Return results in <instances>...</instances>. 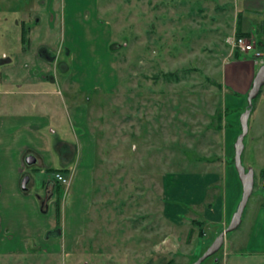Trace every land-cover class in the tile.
I'll return each mask as SVG.
<instances>
[{
    "label": "rangeland",
    "instance_id": "1",
    "mask_svg": "<svg viewBox=\"0 0 264 264\" xmlns=\"http://www.w3.org/2000/svg\"><path fill=\"white\" fill-rule=\"evenodd\" d=\"M243 1L61 0L66 30L70 18L76 33L78 23L84 31L70 38L89 41L86 55L78 44L71 58L81 62L102 46L108 54L96 68L88 101L95 143L92 206L71 252L48 255L30 247L26 254L0 257V264H191L204 252L215 237L206 227L200 236L192 226L198 216L179 184L183 175L208 165L219 147L215 114L243 89V64H226L246 56L225 43L236 34ZM74 3L80 9L73 10ZM32 5L0 0V25L9 29L12 49L19 46L21 21L30 24ZM256 21L262 32L264 22ZM255 52L247 53L255 60L264 56L263 49ZM87 71L72 68L70 78L82 81ZM105 75L115 77L110 89ZM248 128L241 158L255 170L252 201L263 198L264 86ZM222 253L200 264H221Z\"/></svg>",
    "mask_w": 264,
    "mask_h": 264
},
{
    "label": "crops",
    "instance_id": "2",
    "mask_svg": "<svg viewBox=\"0 0 264 264\" xmlns=\"http://www.w3.org/2000/svg\"><path fill=\"white\" fill-rule=\"evenodd\" d=\"M32 1L30 24H20V30L27 31L26 40L20 37L18 48H11L10 31L0 25V257L23 255L30 247L48 255L71 252L84 233L93 200L95 143L88 128V101L95 79L91 87L87 73L105 58L97 49L96 55L81 62L73 60L78 44L81 54H87L88 40L70 38L83 34L82 25L78 23L81 29L76 33L68 18L71 30H66L61 0ZM78 9L77 4L73 10ZM242 12L241 31L249 33L257 52L264 50V29L260 32L253 24L264 22V0H244ZM242 53L245 59L226 64H243L246 77L243 89L225 98L224 108L231 112L223 115L222 127L217 129L218 150L206 159L204 170L183 175L179 184L185 201L213 238L227 226L241 197L234 141L245 94L257 66L264 63V56L255 60L252 54ZM72 68L89 71L79 81L70 78ZM28 157L34 160L27 163ZM56 173L68 179V185L58 181ZM26 175L29 180L22 189L21 178ZM249 200L236 235H225L221 264H264V193L263 198Z\"/></svg>",
    "mask_w": 264,
    "mask_h": 264
},
{
    "label": "water",
    "instance_id": "3",
    "mask_svg": "<svg viewBox=\"0 0 264 264\" xmlns=\"http://www.w3.org/2000/svg\"><path fill=\"white\" fill-rule=\"evenodd\" d=\"M263 86H264V63L259 65V67L257 68L253 76L251 86L249 90L247 91V94H246L247 106L240 114V117H239L240 132L234 141L233 162H234L236 171L238 173L240 182L242 184V193H241L240 200L227 226L215 236L211 244L191 264H200L206 258L216 254L222 248L224 244L225 235L237 229L242 221V214H243L244 208L250 196L252 195V192L254 189L255 172L253 168H246L242 164L241 156L244 150V138L248 133L249 117L252 111L253 100L258 96ZM30 160H34V159L32 157L26 158L27 163H31ZM28 180H29L28 175L22 178L21 180L22 189H26V184Z\"/></svg>",
    "mask_w": 264,
    "mask_h": 264
},
{
    "label": "trees",
    "instance_id": "4",
    "mask_svg": "<svg viewBox=\"0 0 264 264\" xmlns=\"http://www.w3.org/2000/svg\"><path fill=\"white\" fill-rule=\"evenodd\" d=\"M26 34H27V31L25 29H23V27H22V32H21V41L22 42H25ZM236 35H238V36H241V35L248 36L249 35L248 32H242L241 29H240V15H239L238 22H237ZM98 51H99L98 54H99V56H101V58H106L108 56L107 52H105V46L99 47ZM237 52H238V50L235 51L236 56H238ZM95 74H96V68H91V70L87 73V78L92 83L91 87L93 86V82H94V79H95ZM114 82H115V77L114 76H106L105 75L104 84H105V86L108 89H110L113 86ZM211 82H213L218 88H221V83L216 82L215 80H211ZM260 93H261V91H260ZM246 106H247V104H245V107ZM245 107H244V109H245ZM252 108H253V105H252ZM229 112H231V109H228V108H224L222 111L219 110V111L216 112L215 116H216V120L218 122V125L216 127L217 129H221V127H222V123H221L222 117H223L224 114L229 113ZM263 174H264V170H261V173H260L261 177L263 176ZM56 208H57V212H58V215H59V200H57V202H56ZM191 223H192V226L198 227V229H199L198 234L200 236H202L203 233H204L203 225H204L205 222L201 221V220H198V219H193L191 221ZM165 264H171V261H168Z\"/></svg>",
    "mask_w": 264,
    "mask_h": 264
},
{
    "label": "built area",
    "instance_id": "5",
    "mask_svg": "<svg viewBox=\"0 0 264 264\" xmlns=\"http://www.w3.org/2000/svg\"><path fill=\"white\" fill-rule=\"evenodd\" d=\"M225 43L231 48L232 51L238 50L247 53L255 50L254 41L250 36H245V35L238 36L236 34L228 35L225 38ZM255 55H258V52H255ZM55 177L62 184L68 185L69 180L64 178L60 173H56ZM259 190H261L264 193V174L260 180Z\"/></svg>",
    "mask_w": 264,
    "mask_h": 264
}]
</instances>
